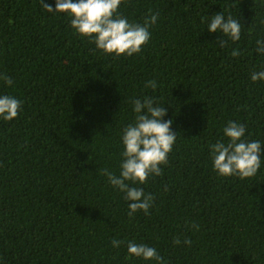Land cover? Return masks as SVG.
I'll use <instances>...</instances> for the list:
<instances>
[{
  "label": "trees",
  "instance_id": "trees-1",
  "mask_svg": "<svg viewBox=\"0 0 264 264\" xmlns=\"http://www.w3.org/2000/svg\"><path fill=\"white\" fill-rule=\"evenodd\" d=\"M218 12L239 21L238 41L208 32ZM157 13L141 52L117 57L40 0H0V74L13 80H0V95L22 101L15 119L0 118V264H155L130 256L129 241L154 247L164 264H264V80H251L264 71L255 50L264 0L119 7L140 24ZM144 97L167 109L177 136L162 175L134 185L154 196L149 214L129 217L124 193L101 173L119 175L122 130L135 119L132 100ZM230 121L262 144L251 178L213 170L209 145L227 142Z\"/></svg>",
  "mask_w": 264,
  "mask_h": 264
},
{
  "label": "clouds",
  "instance_id": "clouds-1",
  "mask_svg": "<svg viewBox=\"0 0 264 264\" xmlns=\"http://www.w3.org/2000/svg\"><path fill=\"white\" fill-rule=\"evenodd\" d=\"M124 0H55V9L44 0H40L42 7L49 13H63L72 17L70 26L83 38L95 44V47L105 54L117 57L124 55L131 57L141 52L151 37L149 28L155 25L158 13L147 16L142 24L129 22L119 14V7ZM151 11V10H150ZM205 18H202V23ZM242 26L231 15L225 18L218 12L208 18L207 30L209 33L221 32L232 42L241 37ZM226 40L219 43L224 48ZM256 52L264 54V40L256 41ZM233 57L240 55L234 49ZM0 80L6 85H12L13 80L7 74H0ZM251 80H264V71L253 72ZM145 87L156 89L157 84L150 80ZM132 110L136 114L132 123L122 130L121 153L122 162L117 176L108 169L102 170V175L108 183L124 193L128 201V216L132 217L137 211L149 214V209L154 201L152 194H146L141 187L147 182L149 176L162 175V165H167L168 154L171 153L176 142L177 134L171 130L172 119L163 120L167 113L165 107L159 106L151 97L132 100ZM22 101L10 95H0V118L10 121L18 116ZM246 127L236 122H228L223 128V135L227 142L218 141L210 144V154L213 170L223 177L237 176L240 179L255 176L261 167L260 141H247ZM167 190V189H165ZM198 230V225H192ZM113 247H120L124 241L112 240ZM175 245L181 243L180 239L173 241ZM183 243L191 245V240L185 238ZM127 252L130 256L142 258L145 261H154L155 264H164L163 258L154 247L146 244H137L134 241L127 243Z\"/></svg>",
  "mask_w": 264,
  "mask_h": 264
}]
</instances>
